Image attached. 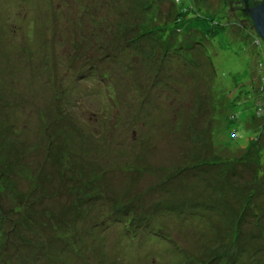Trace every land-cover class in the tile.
<instances>
[{
	"label": "rangeland",
	"instance_id": "obj_1",
	"mask_svg": "<svg viewBox=\"0 0 264 264\" xmlns=\"http://www.w3.org/2000/svg\"><path fill=\"white\" fill-rule=\"evenodd\" d=\"M257 36L227 0H0V256L18 238L31 251L6 264H177L185 251L191 264H264ZM256 183L260 216L238 218ZM100 192L110 200H83ZM21 194L32 218L68 197L88 213L61 216L73 233L56 239L47 215L5 217Z\"/></svg>",
	"mask_w": 264,
	"mask_h": 264
},
{
	"label": "trees",
	"instance_id": "obj_2",
	"mask_svg": "<svg viewBox=\"0 0 264 264\" xmlns=\"http://www.w3.org/2000/svg\"><path fill=\"white\" fill-rule=\"evenodd\" d=\"M227 1L229 3L230 9H231V13L233 14V16L236 19H238V20H246V21H248V22L251 23L250 18L244 12V6L245 5L241 1H239V0H227ZM259 2H260V0H249V5L250 6H254L257 3H259ZM173 15L176 16V17L178 16V15H176L175 12H174ZM177 19H178V21L180 23L182 22V19L179 18V16L177 17ZM251 25H252V23H251ZM257 38H259V37L257 36ZM102 79L105 82V86L107 85V89L110 91L111 94H113L114 93V89H112V79L110 77H108V76H107V79H106V74H104L102 76ZM250 145L252 146V144H250ZM250 145L248 146L247 150L250 148ZM256 146H257L256 154L258 155L257 162L259 161L258 164H257L258 166H257L256 172L261 173L260 165H261V161L264 158L261 157L260 152L262 150H264V146L263 147H259L258 144H256ZM250 150L251 149H249V151L247 152V154H249ZM219 163H225V162H223V161H221V162H219V161L213 162V164H215V165H217ZM5 169H7V168H3V179H4L3 180V182H4L3 183V192H4V194H6V198H8V194L9 193L7 192V190L8 189H12V186L14 185V183L11 182V181H9V177H10V175H9L10 172L9 171H11V170L6 171ZM218 169H221V168H218ZM82 181H83V178L82 177L79 178L78 179V182H77V185H81L82 184ZM207 183H208V181H207ZM63 186H64V184H62V185H60L58 187V190H59L60 194L57 195V197L63 196L62 195L63 194ZM54 189H55V187H53L50 190L51 192L46 193L47 190L45 188V192L44 193L46 195H49V196H54V192L56 190V189L55 190ZM241 189H245V187L243 186V187H241ZM1 191H2V189L0 188V197H1ZM70 191H71V193L73 192L72 189ZM258 191H259V185H258V183L253 184V186L250 187L248 190H247V188L245 189V193H244V201H245V203L240 208V212L238 214V218H245L246 217V213L248 211H252V213L254 214L255 218L258 217V216H260V212H256V210H257L256 209V205L252 202V200L254 199V197H255V199H257L256 195L259 194ZM65 195L69 196L70 194L65 193ZM99 195L102 196V199L103 200L104 199H107L106 202H108L110 200L109 196L108 195H105L104 193L102 194V192L97 193V194L87 195V197L83 198V200H86V202L87 201L88 202H92L94 199H98ZM32 196H33V193H32ZM42 197H44V196H42ZM42 197H41V194L39 196L36 195V198L39 199V200ZM51 198H53V197H51ZM17 200H18V202L16 203ZM72 200L73 199L71 197H68V199H66L65 201L60 202V204H59L60 207L57 208V210L59 212H55L54 210H52V212H50V214L49 213H45V212H42V214L41 213H37V215H38L39 218H32L30 216V214L28 213V210L27 209L29 207L30 208H32V207L34 208L35 207V206H32V204H33V202H35V200H29V198L25 194H21L20 195V199H15V195H13L12 196V202L10 203V206L11 207L10 208H7L5 210V208L3 206V214L5 215L6 218H8V215L9 214L15 215V216H16V214H18V215H20L19 218H21V219L24 218V220H26L29 223H35L37 220L40 219V217L43 218V217H47L48 216L47 221L41 220L42 221V224L41 225L43 227H46V228L52 230V232H55V234L57 233V235L55 236L56 239L57 238H61L62 239V236H59V233H61L63 230H65L67 234H69V233L72 234L73 233V228H72V226H70L71 224H68V223L65 224V225L61 224L58 219L59 218H62L61 216H64L65 218H68L70 216V213H72L73 218H78L79 215H83L84 216V215H87V213H88V211L87 212H83V208L80 207L81 202H82L81 199L78 198L77 200H74V201H72ZM0 207H1V210H2L1 203H0ZM8 209L10 210L9 214H7V210ZM24 209L27 210V211H25V213H23L24 212ZM150 211L151 212H154V211H156V209L153 208V209H150ZM45 215H47V216H45ZM9 220L11 222V225L9 226V228L7 230L8 233H11L12 235L18 234L19 231H20V222H19V220L17 218L9 219ZM114 220H115V218H114ZM95 225H96V223H93V226H95ZM126 229L128 231H130L132 228L131 227H126ZM167 237L169 238L170 235H167ZM3 248H4V250L1 251V253H3V256H0V262H1V264H6L8 262L7 255H11L13 253L15 254V251H16V253L19 252L18 253V257L20 259H23V257H24L23 254L20 253L22 250L23 251H26L28 253V255H30V252H31L28 249V246L27 245H25V247L21 246V238H18V241L16 243L15 242H12V241H11V243H9V242L8 243H4ZM55 248L56 247H55L54 244L47 243V245L41 246V249H37V251H38L37 254L42 253L44 255H48ZM188 252L189 251H185L183 254H181V256H179L180 257V261H178L177 264H191L192 263V259L188 257ZM200 255H202V254H200ZM3 258H4V260H3ZM36 259H37V257L36 258H33V260H36ZM210 260H212V259H210ZM207 264H214V261L207 262Z\"/></svg>",
	"mask_w": 264,
	"mask_h": 264
},
{
	"label": "water",
	"instance_id": "obj_3",
	"mask_svg": "<svg viewBox=\"0 0 264 264\" xmlns=\"http://www.w3.org/2000/svg\"><path fill=\"white\" fill-rule=\"evenodd\" d=\"M239 1H241L245 5L244 6L245 14L248 15L253 27L255 28L257 35L264 42V0H260V2L254 6L249 5V0H239Z\"/></svg>",
	"mask_w": 264,
	"mask_h": 264
}]
</instances>
